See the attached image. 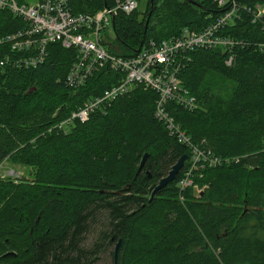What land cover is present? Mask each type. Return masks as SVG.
<instances>
[{
  "label": "trees",
  "instance_id": "1",
  "mask_svg": "<svg viewBox=\"0 0 264 264\" xmlns=\"http://www.w3.org/2000/svg\"><path fill=\"white\" fill-rule=\"evenodd\" d=\"M110 2L72 0L73 12ZM222 10L213 0H147L143 13L114 17L108 51L134 56L149 40L199 31ZM242 16L223 33L243 43L190 50L181 62L178 77L198 107L166 106L190 142L219 162L194 169L191 184L181 187L186 159L151 199L157 181L188 154L154 118L153 90L136 85L105 113L60 130L54 126L121 74L100 67L69 87L65 76L76 50L58 42L47 44L35 68L11 62L0 70V164L27 170L26 177H0V264H94L118 240L116 264H264V52L256 49L264 23ZM22 25L0 10V38ZM99 213L106 224L84 249ZM111 258L114 264V248Z\"/></svg>",
  "mask_w": 264,
  "mask_h": 264
},
{
  "label": "built area",
  "instance_id": "2",
  "mask_svg": "<svg viewBox=\"0 0 264 264\" xmlns=\"http://www.w3.org/2000/svg\"><path fill=\"white\" fill-rule=\"evenodd\" d=\"M222 12L199 31L183 28L177 35L160 41L149 40L131 57L117 56L108 51L113 41V19L118 13L129 14L138 8V0H111L109 5L94 12H73L72 0H0V10L7 9L23 25L0 38V70L11 62L22 68H35L45 59L46 46L58 42L66 49L74 48L76 55L65 76L71 88L83 85L92 73L102 67L118 71L121 77L101 95L85 101L67 119L54 127L66 130L73 121L84 122L95 111L106 112L112 102L131 91L136 85L157 94L153 116L162 123L170 136L188 148V168L180 186L190 185L194 169L218 164L219 158L209 149L190 142L180 126L166 110L175 102L184 110L198 107L196 97L182 84L179 75L186 52L194 49H229L243 43L223 33L227 25L240 23L242 12L250 15L252 23H264V5H249L242 0H213ZM106 48H105V47ZM264 52V39L256 43ZM231 56L226 62L231 64Z\"/></svg>",
  "mask_w": 264,
  "mask_h": 264
},
{
  "label": "rangeland",
  "instance_id": "3",
  "mask_svg": "<svg viewBox=\"0 0 264 264\" xmlns=\"http://www.w3.org/2000/svg\"><path fill=\"white\" fill-rule=\"evenodd\" d=\"M28 3H33L35 0H26ZM147 0H138V8L137 11L143 13L146 9ZM110 38L114 39V34L112 31L109 33ZM105 47V46H104ZM106 48V47H105ZM27 170L21 166H11L6 161H3L0 164V177L4 178L10 176L12 178L17 179V177H26ZM196 190V188H195ZM105 215L99 213V219L95 224L92 230H90L84 237L82 241V246L84 249H88L94 246L95 242L99 239V231L106 224ZM101 243V242H100ZM114 248V243L109 244L105 247V249L101 252H98V256L95 259L94 264H112L111 253Z\"/></svg>",
  "mask_w": 264,
  "mask_h": 264
},
{
  "label": "water",
  "instance_id": "4",
  "mask_svg": "<svg viewBox=\"0 0 264 264\" xmlns=\"http://www.w3.org/2000/svg\"><path fill=\"white\" fill-rule=\"evenodd\" d=\"M147 23V21H146ZM140 48V47H139ZM146 159V155L143 156L139 168H141L145 162ZM187 159V155H182L169 169V171L167 172V174L165 176H163L162 178H160L157 181V184L155 185V187L153 188L151 194H150V199L154 196L155 192L159 189H161L162 187H164L167 183L173 181L176 178V175L180 172V170L183 168L184 166V162ZM120 246V240H118L115 244L114 247V264H116L117 261V256H118V249ZM7 254H12L11 252L7 253Z\"/></svg>",
  "mask_w": 264,
  "mask_h": 264
}]
</instances>
